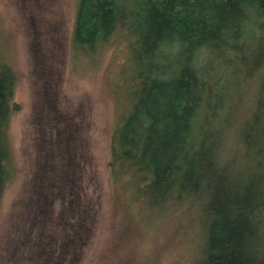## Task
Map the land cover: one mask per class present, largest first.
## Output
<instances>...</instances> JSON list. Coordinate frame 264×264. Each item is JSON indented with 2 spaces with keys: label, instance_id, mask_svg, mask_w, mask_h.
I'll list each match as a JSON object with an SVG mask.
<instances>
[{
  "label": "trees",
  "instance_id": "obj_1",
  "mask_svg": "<svg viewBox=\"0 0 264 264\" xmlns=\"http://www.w3.org/2000/svg\"><path fill=\"white\" fill-rule=\"evenodd\" d=\"M115 40L125 61L111 87L112 184L149 214L193 205L196 264H264V0H76L72 57H100ZM255 75L235 131L251 170L236 172L219 157L227 109ZM14 87L0 62V201L13 177Z\"/></svg>",
  "mask_w": 264,
  "mask_h": 264
},
{
  "label": "rangeland",
  "instance_id": "obj_2",
  "mask_svg": "<svg viewBox=\"0 0 264 264\" xmlns=\"http://www.w3.org/2000/svg\"><path fill=\"white\" fill-rule=\"evenodd\" d=\"M75 2L0 0V62L14 73L17 108L8 128L13 177L0 201V264H196L202 233L193 205L149 214L109 178L111 87L125 50L115 40L100 57H72ZM256 78L227 109L232 121L219 157L236 172L251 170L235 131Z\"/></svg>",
  "mask_w": 264,
  "mask_h": 264
}]
</instances>
